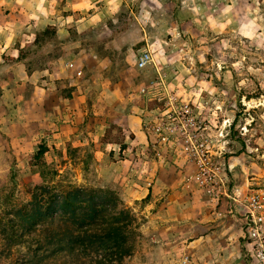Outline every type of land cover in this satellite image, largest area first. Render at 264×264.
Listing matches in <instances>:
<instances>
[{"label":"rangeland","instance_id":"1","mask_svg":"<svg viewBox=\"0 0 264 264\" xmlns=\"http://www.w3.org/2000/svg\"><path fill=\"white\" fill-rule=\"evenodd\" d=\"M235 1L231 25L194 29L183 25L184 0H0V264H22L28 250L17 242L2 253L14 210L79 192L128 223L113 264H256L237 212L219 210L225 189L264 188V0ZM145 48L217 135L211 161L225 183L215 196L180 143L132 140L163 108V90L141 93L158 76L155 65L137 67ZM174 159L183 178L149 185V167Z\"/></svg>","mask_w":264,"mask_h":264},{"label":"trees","instance_id":"2","mask_svg":"<svg viewBox=\"0 0 264 264\" xmlns=\"http://www.w3.org/2000/svg\"><path fill=\"white\" fill-rule=\"evenodd\" d=\"M86 194L79 192L72 200L66 196L39 200L34 196L30 204L18 207L13 211L14 216L7 219L10 228L4 230L7 243L2 242V253L11 257L13 247L20 242L28 247L22 264H96L100 263L99 259L113 264L115 260L119 261L122 258L120 246L126 242L124 228L128 223L121 218V211L115 213L100 208L103 197ZM81 198L86 199L87 205L74 207L83 202ZM79 208L88 209V212H79ZM40 219L50 221L53 228H48L47 223L41 224ZM16 231H20L19 235ZM92 249L100 252V258L91 256Z\"/></svg>","mask_w":264,"mask_h":264},{"label":"built area","instance_id":"3","mask_svg":"<svg viewBox=\"0 0 264 264\" xmlns=\"http://www.w3.org/2000/svg\"><path fill=\"white\" fill-rule=\"evenodd\" d=\"M156 65L153 52L146 49L137 59V67L144 69ZM158 77L142 88L141 93L163 90L162 113L147 124V128L159 136L165 143H180L183 151L196 165V178L215 196L216 188L224 185L220 170L211 161V152L217 135L212 134V126L203 117L198 107L182 100L170 90L157 70ZM227 197L235 206V211L242 220L244 239L256 264H264V188L249 189L246 193L225 189Z\"/></svg>","mask_w":264,"mask_h":264},{"label":"crops","instance_id":"4","mask_svg":"<svg viewBox=\"0 0 264 264\" xmlns=\"http://www.w3.org/2000/svg\"><path fill=\"white\" fill-rule=\"evenodd\" d=\"M184 1L187 2V4L189 3V6L187 9L189 10V13H190V15H188L190 17V19L189 18L187 19V17H186V20L183 23V25L187 26V28L193 27L195 29L196 26H199L198 25L199 21H202L205 23L206 21L211 22V21H215V20L218 21L219 20V21H221V23H224L225 25L227 24L228 26H229V24L231 25V23H233V21H235L234 18H231V16L235 17V12H236V1L235 0H184ZM184 7H186V6H184ZM207 12H209V14ZM220 12H223V14H224V16L222 18L218 17ZM231 12H232V14H231ZM146 49H148V48H145L144 50H146ZM149 66H151V65H149ZM155 66H157V64ZM148 67H146V68H148ZM146 68H144V69H146ZM162 69L157 66V70H160L161 75L163 76L162 71H164V70H162ZM141 70H143V69H141ZM152 99L153 98H150V100H152ZM141 107L144 108V105H142ZM141 107L136 105L132 108V112L135 113V115H137L136 117H138V118L143 116L142 115L143 110H141ZM141 120H143V124L146 122V128H145L146 133L142 132V131L138 132L140 135L137 134V137L134 136L132 138V140L134 139L135 143L146 142L147 146L153 145V144L155 145V142L157 141V140H155L157 135L153 131H151L149 128H147V123H148L147 120H145V119H141ZM129 125L132 128L133 122H130ZM143 145L141 146V149H139V150H142V148H144ZM124 147H125L123 149V150H125L124 153H126V149L132 148V146L127 147L125 145H124ZM168 147H171V146H167V148ZM167 151L169 152L170 150L168 149ZM172 151H173V149H172ZM135 153L139 155L138 149H137V152H135ZM130 154L131 153L129 152V155ZM178 154H179V155H177L178 158L179 157L183 158V154H181V153H178ZM172 161L173 162H171V161L167 162L165 165L164 164L162 165L159 162H157V163L152 164L153 168H152V166L149 167L150 169H152L151 170L152 172L150 175V177H152V178L150 179L149 185H152L154 188L158 187L159 189L163 186L166 188L167 186L170 185V187H171L172 185L177 184V182L180 181L181 178H183L182 175L184 172L183 170H185L184 169L185 167L182 165L178 167L177 164H179V163L176 162L175 159ZM180 167H181V169H180ZM139 174H141V172H139ZM139 177H142V175H140ZM180 189H181V187H180ZM222 200H223L222 201L223 203H221L220 207H219L220 213H221V215H223V216L225 215L228 218L230 217V219H231L230 213L232 211L235 212V209H233V208H235V206L232 203V201H230V200L226 201V199H224V198ZM224 218H226V217H224ZM241 226H242V224H241Z\"/></svg>","mask_w":264,"mask_h":264}]
</instances>
